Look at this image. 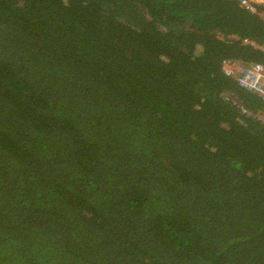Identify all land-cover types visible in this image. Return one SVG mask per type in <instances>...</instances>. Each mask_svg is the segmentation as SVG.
Here are the masks:
<instances>
[{"label":"trees","instance_id":"trees-1","mask_svg":"<svg viewBox=\"0 0 264 264\" xmlns=\"http://www.w3.org/2000/svg\"><path fill=\"white\" fill-rule=\"evenodd\" d=\"M0 0V264H264V3Z\"/></svg>","mask_w":264,"mask_h":264},{"label":"built area","instance_id":"built-area-1","mask_svg":"<svg viewBox=\"0 0 264 264\" xmlns=\"http://www.w3.org/2000/svg\"><path fill=\"white\" fill-rule=\"evenodd\" d=\"M240 3L256 11L254 3H264V0H240ZM223 70L234 77L238 84L264 99V68L256 63H243L241 61L226 60L223 62ZM256 115L264 121V113L258 111Z\"/></svg>","mask_w":264,"mask_h":264}]
</instances>
